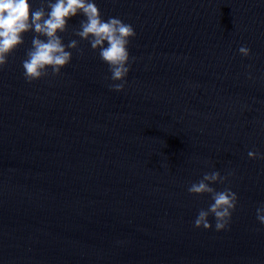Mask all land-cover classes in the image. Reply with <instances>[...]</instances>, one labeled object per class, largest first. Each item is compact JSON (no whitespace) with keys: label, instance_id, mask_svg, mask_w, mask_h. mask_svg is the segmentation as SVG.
I'll return each instance as SVG.
<instances>
[{"label":"water","instance_id":"95a60500","mask_svg":"<svg viewBox=\"0 0 264 264\" xmlns=\"http://www.w3.org/2000/svg\"><path fill=\"white\" fill-rule=\"evenodd\" d=\"M96 3L136 33L122 90L82 15L59 74L25 79L32 31L0 68V264H264V0ZM212 171L237 195L219 231L187 191Z\"/></svg>","mask_w":264,"mask_h":264},{"label":"clouds","instance_id":"9594fccd","mask_svg":"<svg viewBox=\"0 0 264 264\" xmlns=\"http://www.w3.org/2000/svg\"><path fill=\"white\" fill-rule=\"evenodd\" d=\"M82 15L75 35L88 40L93 50H98L99 58L108 65L112 81H120L110 85L114 90L124 88L126 77L130 71V38L136 35L131 24L118 17L104 19L96 0H41V6L33 8L32 0H0V68L6 63L10 53L24 42V33L34 32L31 47L22 61L23 75L29 82L48 75H53L72 59L69 49H76L78 41L73 39L64 43L60 33L67 29L72 17ZM238 51L248 56L250 49L241 46ZM251 78V74H249ZM250 158L264 159V153L249 151ZM231 175V173H229ZM227 177L219 171L205 173L203 177L191 183L187 191L192 194L211 195L212 203L207 209H201L194 220L196 227L205 229L213 227L208 217L215 219L217 231L228 227L232 211L237 204V195L230 188L216 190L215 182L223 183ZM257 219L264 224V204L256 209Z\"/></svg>","mask_w":264,"mask_h":264}]
</instances>
